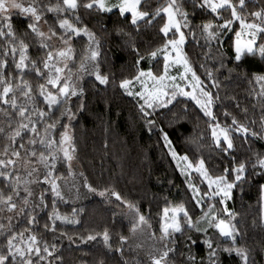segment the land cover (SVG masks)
I'll return each mask as SVG.
<instances>
[{"label":"snow or ice","instance_id":"6c2138e0","mask_svg":"<svg viewBox=\"0 0 264 264\" xmlns=\"http://www.w3.org/2000/svg\"><path fill=\"white\" fill-rule=\"evenodd\" d=\"M111 39L128 57L119 69L105 48ZM236 80L248 85L250 104L229 91ZM109 90L129 98L139 127L158 133L183 178L182 195L168 179L179 198L164 195L155 215L151 203L145 211L142 197L117 187L123 173L100 186L81 162L77 128L89 96ZM185 121L195 122L191 153L165 130ZM101 123L107 133L111 120ZM257 144H264V0H0V264H65V239H99L115 264H130L125 252L141 250L146 260L135 264H258L247 213L236 206L237 193L242 199L255 185L251 224L264 228ZM150 179L151 170L128 182L146 189ZM90 196L114 206L113 227L70 234ZM256 244L264 255V240ZM104 256L94 264H107Z\"/></svg>","mask_w":264,"mask_h":264},{"label":"trees","instance_id":"16d2710c","mask_svg":"<svg viewBox=\"0 0 264 264\" xmlns=\"http://www.w3.org/2000/svg\"><path fill=\"white\" fill-rule=\"evenodd\" d=\"M111 26V22H110ZM111 47L109 55L115 60V67L120 68L128 60L127 54L120 48L117 39H111L105 48ZM195 59V57H193ZM261 62L257 59L252 62V67L260 66ZM248 85L242 81L236 80L229 85V91L235 93L240 99L241 105L250 104V100L245 98ZM111 120V127L106 133L101 120ZM205 127L203 121L200 122V128ZM165 130L169 132L171 139L181 152L189 151L191 153L194 146L189 144V139L196 135L195 122L185 121L170 127L165 124ZM77 136L81 147V162L84 164V170L89 175L90 180L100 186L107 181L109 174L119 176L123 173L117 187L125 194L130 192L133 196L142 197L144 210H148L151 203L153 215L163 206L162 198L164 195L171 194V197H177L176 189L168 184V179H174L177 185L181 186V195L183 194L182 177L174 171V162L166 155V149L162 141L159 140L158 133L149 134L146 130L139 127L136 120L135 109L127 97L121 96L119 91L109 90L102 97L89 96V111L81 118L80 125L77 128ZM108 141V148L102 147L104 140ZM239 143V142H238ZM255 147L264 148V144H257ZM243 152L246 149H238ZM207 149H205V152ZM105 152L107 154H105ZM151 170L150 183H147L146 189L139 185L129 183L133 176L143 175L146 179ZM104 173V179L100 173ZM157 178L163 183H157ZM145 190L147 195H144ZM153 194L157 199L152 200ZM170 197V198H171ZM179 198V197H177ZM251 204L253 207L249 208ZM256 189L255 185L246 189L243 198L237 193V209L247 213L248 244L256 247L254 252L258 264H264V255L258 250L257 241L264 240V228L255 227L251 224L253 216L257 215L256 209ZM243 205V207H241ZM80 206L86 209L81 226H69L66 230L83 233L86 230H102L104 225L112 226V212L114 206L104 203L98 196H90L80 201ZM62 212H70L71 208L61 205ZM121 221L117 219L115 230L119 231ZM127 234V229H124ZM115 240V235L113 236ZM63 256L65 264H81L82 261H88L94 264L101 256H104L102 241L99 239L88 244H70L66 239L63 241ZM126 258L130 264H135V258L146 260L145 253L141 250L137 256L136 252H125ZM107 264H115L112 256H104ZM227 264H232L228 261Z\"/></svg>","mask_w":264,"mask_h":264},{"label":"rangeland","instance_id":"374dc122","mask_svg":"<svg viewBox=\"0 0 264 264\" xmlns=\"http://www.w3.org/2000/svg\"><path fill=\"white\" fill-rule=\"evenodd\" d=\"M83 191V190H82ZM144 252V251H143Z\"/></svg>","mask_w":264,"mask_h":264}]
</instances>
